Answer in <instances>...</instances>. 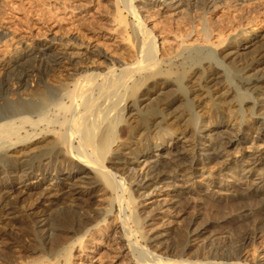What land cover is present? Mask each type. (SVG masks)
I'll use <instances>...</instances> for the list:
<instances>
[{
  "label": "bare ground",
  "instance_id": "6f19581e",
  "mask_svg": "<svg viewBox=\"0 0 264 264\" xmlns=\"http://www.w3.org/2000/svg\"><path fill=\"white\" fill-rule=\"evenodd\" d=\"M143 1L156 2L175 17L185 5L183 0ZM134 3L125 0L123 11L135 19L132 31L140 39L134 45L135 60L115 69L118 73L106 69L71 84L58 81L51 89L41 85L51 73L32 80L27 69L15 76L14 90L0 86V211L10 203L17 217L35 219L44 246L51 237H66L34 260L0 257V264H106L108 257L113 264H201L164 260L145 253L135 241V233L157 246L183 241L172 180L188 186L222 174L225 179L214 193L237 197L244 191L264 207V144L255 143L264 139V31L238 32L220 51L195 43L158 54L156 36ZM65 55L56 51L52 65L63 66ZM178 59L174 74L162 73V67L170 68ZM21 60L11 69L22 67ZM124 127L126 138L117 140L115 129ZM220 141L222 148L217 147ZM175 162L181 164L167 172ZM125 184L138 201L130 216ZM79 203H95L97 210L88 215L74 211ZM54 208L57 220L46 219ZM140 213L145 214L142 223ZM194 215L187 214L191 227ZM3 225L0 218V230ZM202 234L198 227L189 231L186 245ZM236 258L207 264H245ZM258 262L264 264V258Z\"/></svg>",
  "mask_w": 264,
  "mask_h": 264
},
{
  "label": "rangeland",
  "instance_id": "374dc122",
  "mask_svg": "<svg viewBox=\"0 0 264 264\" xmlns=\"http://www.w3.org/2000/svg\"><path fill=\"white\" fill-rule=\"evenodd\" d=\"M124 1L0 0V86L7 84L8 91L14 90L15 76L25 74L28 69L32 80L46 79V76L51 73L53 77L50 75L48 82L41 85L45 88L52 85L50 88L53 89V85L56 87L57 84L59 85L58 81L71 84L72 80H77V78L93 73L105 74L106 69L116 71L123 65L133 62L136 51L135 41L140 37L135 38L134 36L132 30L137 27V23L134 18L123 11ZM209 1H213V4ZM133 2L135 6L141 8L140 15H146L143 24L156 36L158 54H168L169 48L178 44L189 46L195 43L220 51L238 32L252 28L259 32L264 31V0H215V3L214 0H188V3L187 0H183L185 5L182 6L181 15L177 17L160 9L156 2H151L149 5H143V0H133ZM46 47H51L52 50H46ZM59 50L66 54V61L57 69L52 63L56 51ZM19 59H22L19 65L22 63L23 66L15 71L12 70L13 65L19 67L15 64ZM180 62L181 60L178 59L174 61V66L162 67V71L164 70L162 73L174 74ZM20 71H22L21 74ZM30 74L27 73V75ZM235 78H230L234 85L238 83ZM115 130L120 133L118 131L116 133ZM115 130L117 140L126 138L125 127ZM175 132L178 134L176 130ZM262 141L255 143L262 145L264 139ZM220 142L217 147L222 148L223 142ZM249 145L250 142L243 146ZM229 150L233 151L232 148ZM174 164L181 163L168 164L170 167H166L167 172L168 170L171 172L170 168L174 169L171 166ZM105 165L107 168L110 167L108 163ZM170 176L173 174L170 173ZM224 179L225 175H214L201 180H193L188 186L182 181L172 180L174 187L171 189V194L175 206L174 214L180 217L177 227L181 231L179 233L183 234V241L177 243L176 239L175 243L174 240H170L172 242L169 241L166 246L165 244L157 246L143 239L142 234L135 233L138 248L147 250L145 253L152 252L161 255L164 260L170 261L189 259L207 264V261L208 263L221 262L223 257H237L236 259L245 264H259L258 261L264 258L262 257L264 256V207L259 199L254 197V194L244 191L240 192L237 197L214 193V190L218 191L217 186H220ZM127 186L125 184L124 199L129 201L125 200L126 203L131 204L127 210L129 213L126 214L130 216L135 213L132 206L138 201L136 195L131 194V187ZM128 193L131 194V198ZM95 205L97 206L95 203L88 205L79 203L74 211H81L80 213L88 215L93 211L96 212ZM5 207L7 208L4 211H0L1 221L4 222L3 229L0 230V257H5L7 261L34 260L41 254H48L50 252L48 248H53L66 239L65 236H62L65 237L64 239L59 237L63 241L58 237H51L49 243H45L44 246L42 238L44 233L38 225L33 224L35 219L33 222L25 216L18 215L17 217L13 211L16 208L10 203H6ZM53 210L54 212L45 213L46 219L51 217L57 220L58 217L54 215V213L57 215V211L55 208ZM189 212L196 216L193 222L195 225L192 227L188 224L187 214ZM4 213L9 217L3 215ZM243 213H246L245 217H242ZM140 214L138 221L142 223L141 218L145 214ZM2 217L6 221L2 220ZM134 225L132 228L137 226V224ZM196 227L202 229L203 234L199 237L197 244L186 245V234ZM41 248L45 251L40 250ZM105 262L113 264L114 261L108 257Z\"/></svg>",
  "mask_w": 264,
  "mask_h": 264
}]
</instances>
